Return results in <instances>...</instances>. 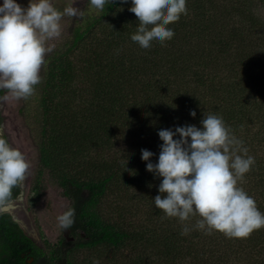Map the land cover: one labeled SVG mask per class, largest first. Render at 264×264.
<instances>
[{"label": "trees", "instance_id": "obj_1", "mask_svg": "<svg viewBox=\"0 0 264 264\" xmlns=\"http://www.w3.org/2000/svg\"><path fill=\"white\" fill-rule=\"evenodd\" d=\"M231 3L186 0L187 14L168 25L173 38L153 42L149 51L138 48L140 58L125 49L140 27L128 10L131 6L120 10L121 0H111L85 23L84 17L77 20L65 50L47 56L41 83L20 109L42 170L53 175L69 201L66 211L75 210L74 223L62 229L64 235L49 256L9 213H0V264H75L72 255L78 250L135 251L144 242L146 253L128 262L264 264V227L247 238H228L196 228L200 217L194 215L184 222L172 218L157 231H138L133 223L123 228L108 220L102 208L115 186L153 189L162 179L146 170L141 153L115 157L113 151L124 138L142 139L155 164L160 129L200 127L204 115L215 114L241 141L246 155L254 157L238 186L264 213V0ZM98 26L109 34L93 38L94 46L88 47ZM85 51L91 55H83ZM76 52L83 55L79 66L70 59ZM217 71L222 78L217 79ZM5 93L0 90V97ZM3 122L0 114V127ZM127 133L132 137H125ZM91 152L95 158L85 163ZM20 194V185L13 188L12 201ZM155 213L159 217L163 212ZM185 227L189 231L182 234Z\"/></svg>", "mask_w": 264, "mask_h": 264}, {"label": "clouds", "instance_id": "obj_2", "mask_svg": "<svg viewBox=\"0 0 264 264\" xmlns=\"http://www.w3.org/2000/svg\"><path fill=\"white\" fill-rule=\"evenodd\" d=\"M96 10H103L111 0H89ZM128 3L129 0H121ZM128 9L140 27L132 43L149 51L153 42L163 44L174 36L168 25L187 14L186 0H130ZM82 17L76 7L63 12L53 7L51 0H28L22 7L17 0L0 4V90L5 97L27 99L41 83L40 71L52 46L46 41L61 35L63 16ZM190 116L196 117L195 111ZM162 141L158 160L151 162L154 153L141 150L146 170L161 182L153 198L156 208L167 217L188 221L198 216L195 227L206 234L218 231L228 238H247L254 230L264 227V213L255 200L238 186L244 174L255 163L231 133L221 117L204 115L200 127L193 124L160 129ZM178 137V138H177ZM238 152L245 155L237 154ZM29 169L24 154L10 146L0 134V213L12 205V190L19 186ZM20 197L17 196V199ZM75 210L69 208L57 219L67 230L74 223ZM189 231L187 227L182 234Z\"/></svg>", "mask_w": 264, "mask_h": 264}, {"label": "rangeland", "instance_id": "obj_3", "mask_svg": "<svg viewBox=\"0 0 264 264\" xmlns=\"http://www.w3.org/2000/svg\"><path fill=\"white\" fill-rule=\"evenodd\" d=\"M215 1L219 2V4L222 3V5L226 2L227 7L232 4V0ZM2 2L3 0H0V4H2ZM17 3L22 7H27L28 0H17ZM51 3L54 8L61 12H63L66 7H76L84 13L82 16L85 20L84 23L89 17L98 14V10L90 5L89 0H51ZM130 6L131 2L129 0L128 3H122L120 10H126V8ZM262 16L264 17V10L262 11ZM82 17H70L67 15L62 17L60 22L61 35L46 41V46H52L53 50L46 54L45 59L54 51L65 50V45L70 40L72 30L78 25V23H76L77 20ZM92 33L93 35L87 40L88 47L91 46V43H93L94 46V42L92 41L93 38H95L94 41H96L104 39L109 34L99 26L96 27ZM138 48L137 45L132 43H127L125 45L126 52L135 55L136 58L141 57V50ZM83 55L89 56L91 52L85 51ZM83 55L81 52H76L70 59L79 66L80 56L83 57ZM217 73V79L222 78L219 71H217ZM6 95H8L7 90L3 97ZM24 100L25 99H12L10 96L7 99H0V114L4 119L0 127V134L7 138L11 147L20 150L29 163V169L26 173L25 180L20 184V198L13 201V205L8 211L2 213H9L12 215L25 233L31 237L38 246L44 249L49 256H52V251L56 249L60 239L64 235L57 218L66 211L69 206V201L63 196L62 190L58 187L53 175L48 170H42L41 168L38 149L33 142L26 121L20 114V109ZM125 137L132 136L128 134ZM141 140L142 139L124 138L123 142L119 143L113 151L115 157L117 155L119 159L122 160L123 153L124 155L128 154V152L132 155L141 153V150L144 149V145H142L143 141ZM92 153L93 152H91L88 159L84 160L85 163H90L92 159L95 158V153ZM105 158L107 159L109 156ZM83 166H85V164ZM115 187L111 195L106 197L102 207L104 215L108 220L115 221L117 225H121L123 228H128L130 223H133L131 227H133V230L140 229L138 231H157L159 225L167 227L172 217H167L163 215V213L157 217L155 212L158 208L155 207L154 201L150 198V196L154 197L152 195L153 189L156 195L159 194L158 187H154L153 189H151V187L147 189L142 187H133L130 189L127 187V191H125L126 189H124L122 185ZM149 218H152L151 222H149ZM173 220L174 218L172 222ZM124 221L126 223L122 224ZM146 236L151 237L152 233H148ZM144 244H146V242L143 244L139 243L135 251H131V248L128 247L118 251L111 248H101L90 251L78 250L73 252L72 260L75 264H140L139 259L137 263H130L128 262V258L131 257V259H135L137 256L144 255V253H146L144 252V249H146Z\"/></svg>", "mask_w": 264, "mask_h": 264}, {"label": "flooded vegetation", "instance_id": "obj_4", "mask_svg": "<svg viewBox=\"0 0 264 264\" xmlns=\"http://www.w3.org/2000/svg\"><path fill=\"white\" fill-rule=\"evenodd\" d=\"M12 216V215H11ZM13 217V216H12ZM13 219L16 221V219L13 217ZM18 223V221H16Z\"/></svg>", "mask_w": 264, "mask_h": 264}, {"label": "bare ground", "instance_id": "obj_5", "mask_svg": "<svg viewBox=\"0 0 264 264\" xmlns=\"http://www.w3.org/2000/svg\"><path fill=\"white\" fill-rule=\"evenodd\" d=\"M17 221V220H16Z\"/></svg>", "mask_w": 264, "mask_h": 264}]
</instances>
